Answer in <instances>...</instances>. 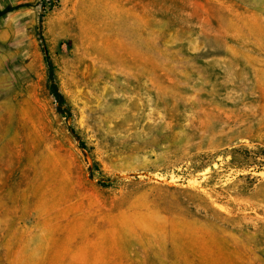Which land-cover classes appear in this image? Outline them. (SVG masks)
<instances>
[{"label": "rangeland", "instance_id": "1", "mask_svg": "<svg viewBox=\"0 0 264 264\" xmlns=\"http://www.w3.org/2000/svg\"><path fill=\"white\" fill-rule=\"evenodd\" d=\"M48 5L0 0V264H264V0Z\"/></svg>", "mask_w": 264, "mask_h": 264}, {"label": "trees", "instance_id": "2", "mask_svg": "<svg viewBox=\"0 0 264 264\" xmlns=\"http://www.w3.org/2000/svg\"><path fill=\"white\" fill-rule=\"evenodd\" d=\"M57 1L58 0H47V3H49L48 8L52 9V7L55 6V3ZM43 3L45 2L43 1ZM39 45H40L41 52L43 54V59L47 67L48 90L54 99L56 111L64 119V122L66 124L68 131L73 136V138L79 143L81 150L86 156L87 155L86 143L84 142L81 135L77 132V130L75 129L73 125V112L71 108L68 106L66 98L61 91L59 83L57 82L54 65L49 55V51L46 46L45 39L41 34L39 35Z\"/></svg>", "mask_w": 264, "mask_h": 264}]
</instances>
